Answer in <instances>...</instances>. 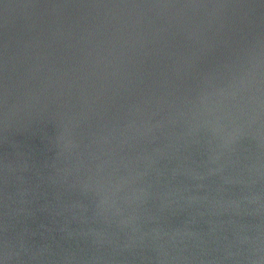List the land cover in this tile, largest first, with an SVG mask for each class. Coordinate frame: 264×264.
I'll return each instance as SVG.
<instances>
[{"label":"water","instance_id":"water-1","mask_svg":"<svg viewBox=\"0 0 264 264\" xmlns=\"http://www.w3.org/2000/svg\"><path fill=\"white\" fill-rule=\"evenodd\" d=\"M0 264H264V0H0Z\"/></svg>","mask_w":264,"mask_h":264}]
</instances>
